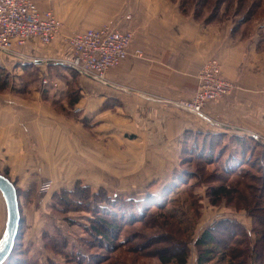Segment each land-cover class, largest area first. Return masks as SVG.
Listing matches in <instances>:
<instances>
[{
	"label": "crops",
	"instance_id": "0c3cea01",
	"mask_svg": "<svg viewBox=\"0 0 264 264\" xmlns=\"http://www.w3.org/2000/svg\"><path fill=\"white\" fill-rule=\"evenodd\" d=\"M34 1L41 10H52L64 24L62 33L50 44L31 38L23 45L14 44L11 52L0 51V66L6 69L35 66L36 62L41 71L54 65L57 69L73 70L65 63L74 55L64 40L65 34L101 28L118 20L133 34L128 57L108 70L105 81L79 73L85 77L81 85L83 102L75 111L83 120L92 121V134L82 135L84 167H103L102 155L116 159L124 151L136 160L150 159L146 175L152 177L150 182H156L172 171L171 155L182 150L186 131L253 135L264 140V44L259 30L246 33L229 22L197 19L184 14L179 1L173 0ZM129 13L132 18L125 20ZM137 49L143 56L135 53ZM212 58L220 61L222 75L236 88L223 98L208 102L204 115L175 105L174 101L193 96L198 72ZM25 108V104H14L8 98L0 102V140L4 142L3 146L0 142V149L10 157L14 153L19 158L26 145L21 136L29 127L20 116ZM36 120L41 124V115ZM70 151L67 148L66 153ZM152 159L155 161L151 165ZM37 170L30 172L35 175L29 176L27 183L40 175L41 168ZM77 179L87 184L107 181L99 173L90 172ZM69 181L66 178L63 183ZM3 220L0 238L6 210L4 219L0 210V226Z\"/></svg>",
	"mask_w": 264,
	"mask_h": 264
},
{
	"label": "rangeland",
	"instance_id": "374dc122",
	"mask_svg": "<svg viewBox=\"0 0 264 264\" xmlns=\"http://www.w3.org/2000/svg\"><path fill=\"white\" fill-rule=\"evenodd\" d=\"M199 1L201 2V0ZM215 4L219 5L217 11H215V7L213 8ZM195 10H200L199 18L208 19L219 24L229 22L231 25L236 26L239 22H242L241 25L239 24L240 31L246 33H251L254 29L260 30L261 25L264 23V0H224L222 2L220 0H207L204 9L197 6ZM210 15H216V17L210 20ZM241 20H244V22ZM35 63H33L35 66L26 65L21 68H10L1 73V82L3 83L0 87V102L8 98L13 100L14 104H25V111L24 109L20 111V116L23 119L22 121L26 119V124L29 127L27 133L21 136L22 139L25 138L26 145L24 151L19 152V158L14 153H12L14 157H10L7 152H2L0 149V172L6 174L20 192L23 219L21 240L27 241L31 238L35 240L39 247L44 248L48 255H52L54 254L51 248L50 239L52 238L45 239L43 231L48 230L53 238H57L58 229L65 228L68 232L74 233V240L77 243L82 241L80 240L81 236L89 237L92 240V245H86L94 255H97L96 261L89 262L86 259L83 262L79 261V264H115L116 259H122L123 264H199L197 262L198 251L195 240L209 225L223 217L233 216L242 220L248 228L252 227L254 224L253 217L250 212L246 211L248 209L241 202L243 197L240 190L244 189L246 191V188L244 186L236 187L235 181L238 179V175L222 176L226 179L225 183H228L233 189L234 199L224 198L219 204H214L210 198V188L220 183L222 178L210 176L221 174L218 172L220 171L218 162L215 159L212 160L213 157H208V159L206 157L197 158L196 152L183 153L181 150L171 155V165L169 166L172 167L173 171V164L176 162L175 164L187 170L189 175L181 179L185 183L177 182L172 187H167L160 198H163L162 200L166 203L164 210L176 218L181 223L183 230L186 231L185 234L189 239L187 252L182 253L174 250L175 247L180 250L182 245L180 242H175V245L172 239H177L178 236L182 239L186 238L182 234H175V225H163L160 224V220L154 222L149 217L146 223L137 222L127 226L121 225L120 239H117L120 245L116 243L115 239L112 241V245L108 247L99 238L96 239L88 235L83 227L90 224L88 216L93 217V213L82 210H89V208L91 210V207L88 206L89 201H87L90 196H87L88 198L85 200L76 194L74 197L77 201L71 197L72 206L70 205L68 209H64L59 205L54 208L53 202L55 203L56 200L53 195L55 190L58 191V188L61 189L68 185H71L73 189L82 185L88 186L83 191L86 192V195L97 193L98 196L104 198L125 196L144 200L142 202H145L150 193L161 191L164 186L168 185V182L172 181L174 173L171 171L170 174H165L156 182H150L149 180L152 177L146 175L150 159L145 160L140 157L136 160V157H127L123 154L124 151L120 152L121 157L116 159L113 157L107 158L105 157L106 154L102 155L101 160L105 164L103 167L97 165L89 168L84 167L82 153L85 145L82 135L84 132L92 134V121L83 120L81 114L75 110L82 106L81 85L82 79L85 77L81 78L80 74H75L70 69H57L58 66L56 67V65L53 66L54 71H52L53 68L49 69L50 66L41 71ZM45 78L48 80V84L43 82ZM66 79L71 81L66 82ZM49 82L52 84H49ZM72 92L74 94L70 95ZM75 97L79 98L77 104L72 102ZM22 115L24 116L22 117ZM39 115H41V124H38L36 120ZM7 120L9 119L7 118ZM11 138L13 139L14 135H11ZM0 142L3 146V140H0ZM67 148L71 149L70 153H66ZM4 153H7L8 156H3ZM258 155L259 149L257 148L249 156L250 164L244 163L239 166L242 167L241 174L247 176L244 181L247 184L249 182L254 187L261 186L258 179H262L263 175L262 170L257 168L259 164ZM153 161L155 160H151V165ZM221 162L219 161V163ZM38 167L41 168L40 175L34 177V182L27 183L25 180L29 176L35 175H31L30 172L38 171ZM160 169L166 170L167 168ZM86 172L99 173L101 179L105 178L107 181L87 184L83 178L80 180L82 183L77 185V181H79L77 178L86 176ZM66 178H70V181L63 183ZM206 178H209L210 181H207ZM75 179L76 182H73ZM45 182L52 185L49 190L42 191L41 186ZM172 188L173 191L170 192ZM79 190L77 191L78 194ZM248 191L251 194L252 192L257 194L260 192L258 189H253L252 186L249 187ZM235 203L238 207H241L240 211H236L238 209L234 206ZM259 204L260 202L258 206L256 205L255 210L257 212L263 210L261 209L262 205ZM78 207L80 209H76ZM124 208L126 207L120 209L129 214L130 208ZM0 210H2L4 219L6 204L1 192ZM149 220L152 222H148ZM79 222L84 225L81 226ZM1 223L0 232L3 229L4 220ZM113 233V237H117L118 232L113 231ZM125 239L127 241H124ZM233 239V236L224 237L221 247L232 248ZM61 240L60 242L63 241ZM80 244L86 246L83 241ZM19 247L15 252V256L20 258V262L23 263L24 256L19 254ZM63 248H65V245L64 247L59 246L57 248L58 253H55V257H52L58 262L66 264L68 260L64 251H62ZM77 250L76 248L75 251ZM220 259L221 255L214 262H218L217 264L227 263V260L220 261ZM41 263L47 264L46 256H43ZM68 264L77 263L70 261Z\"/></svg>",
	"mask_w": 264,
	"mask_h": 264
},
{
	"label": "trees",
	"instance_id": "16d2710c",
	"mask_svg": "<svg viewBox=\"0 0 264 264\" xmlns=\"http://www.w3.org/2000/svg\"><path fill=\"white\" fill-rule=\"evenodd\" d=\"M179 1L181 11L186 15H194L197 19L199 18V11L195 10V7L199 6L200 9H204L207 5V0H174ZM221 2L224 0H220ZM205 2V3H204ZM215 11H217L219 5L215 4ZM193 9V10H192ZM194 11V12H193ZM193 12V13H192ZM201 15V14H200ZM210 20L216 17V15H210ZM207 22H209L208 19ZM244 22V20H241ZM242 22H239L236 25V28H240ZM260 40L264 44V23L261 25L259 30ZM71 70V69H70ZM7 71L6 68L0 66V87L2 75L1 73ZM73 73L79 74L75 70H71ZM75 92V91H74ZM74 94L73 92L70 94ZM73 104H77L79 102V98L75 97L73 99ZM259 149L258 165L257 168L261 169L263 172L262 179H258L260 181L259 186H253L252 184H248L244 181V176L241 174L242 167L241 164H250L249 156L253 154L255 149ZM212 149L214 152L212 153ZM196 152V157L205 158L213 157L215 161L218 162V171L221 174H214V176L210 177H218L222 178L220 183L215 186H211L210 188V198L214 204H219L220 201L224 198H233V189L229 186L228 183H225L223 177L225 175L236 174L238 175V179L236 182V187L244 186L246 191H248L249 187L252 186L253 189H258L260 192L257 194L256 192H252V194L248 191L246 192L244 189L240 190L243 199L241 202L244 204V207L250 212V215L253 217L254 224L251 228L245 225V223L237 217L227 216L222 219L216 221L215 223L209 225L203 232L197 237L195 240V245L197 247L198 255L197 262L199 264H217L218 262H214V260L221 255L222 260H227L226 264H264V140L258 136L253 135H239V134H229V133H220V134H210V133H202V132H194V131H186L184 134V140L182 143V152L193 153ZM243 161V163H241ZM219 161H222L219 163ZM174 174L172 175V181L168 182L169 184L164 186L161 191L150 193L145 202L144 200H137L131 197L125 196H115V198L110 197H101L96 194L86 195V190L88 186H76V188H66L63 187L58 189V191H54V199L53 207L57 208L58 205L63 207L64 209H68V207L72 203L70 198L72 197L74 200L76 199L74 196L77 194L78 197L82 199H87V196H90L87 201L88 206L91 207V210H82L88 213H93V217L88 216L89 225L86 226L84 224H79L81 226L84 225L83 228L88 232V235L92 237L102 240L106 246L110 247L112 245V241L116 239L117 241L120 239V227L121 225H128L131 223L142 222L146 223L147 218L154 220V222H158L160 220V224L166 225H175L176 233L179 235H183L186 238L182 239L180 236L176 239H172V242H180L182 246L179 248L175 247L174 250H178V252L185 253L188 250L189 239L185 230H183L181 223L169 215L165 209L166 203L164 200L160 198V195L164 192L167 187H172L175 183H185L181 181L189 174L187 170L182 169L179 165L175 166L172 171ZM1 173V172H0ZM3 174V173H2ZM6 175V174H4ZM7 176V175H6ZM223 176V177H222ZM8 177V176H7ZM206 180L210 181L209 178ZM224 180V182H223ZM204 181V180H203ZM249 181V179H248ZM82 182L77 181V185ZM15 184V183H14ZM80 187V190H79ZM259 187V188H258ZM17 188V187H16ZM248 188V189H247ZM80 191L79 194L77 191ZM173 191L170 190V192ZM19 202H20V192L17 188ZM100 197V198H99ZM79 198V199H80ZM166 198V197H165ZM164 198V199H165ZM92 199V200H91ZM234 199V198H233ZM109 200V201H108ZM77 201V200H75ZM262 205L260 212H257L256 205ZM90 204V205H89ZM92 204V205H91ZM241 205V204H240ZM239 205V206H240ZM234 206L238 209L236 211H240L241 207L235 203ZM128 207L130 208V213L127 214L125 210L120 208ZM115 208V209H114ZM124 208V209H126ZM76 209H80L79 207ZM112 209V210H111ZM114 209V210H113ZM21 210V205H20ZM71 211V210H67ZM126 213V214H125ZM22 217V212H21ZM70 219V218H69ZM149 220L148 222H150ZM118 222V223H117ZM152 222V221H151ZM74 224V223H72ZM153 224V223H152ZM112 231V232H111ZM113 231H117V237H113ZM23 232V219L21 220L18 236L16 238L15 246L12 254L7 259L5 264H42L41 260L43 256L47 258V264H64L58 262L55 258V253H58V247L65 245V248L62 249L65 255L67 256V263L70 261H75L79 264V261L83 262V260L88 259L90 261H96L97 255H94L90 251V248L87 247L92 245V240L86 238L85 236H81L80 240H82L86 246L77 243L74 239V233L71 231H67L65 228L58 229V237L53 238V235L49 233L48 230L43 231V236L45 239L52 238L51 240V248L54 251V254L48 255L44 248L38 246L35 240L29 238L27 241H23L20 239V236ZM233 236L234 243L232 244V248H222L221 244L224 241V237ZM20 239V240H19ZM63 241H62V240ZM118 239V240H117ZM60 240L62 242H60ZM124 241H127L125 239ZM122 241V242H124ZM169 241V239H168ZM121 242V241H120ZM48 244V243H47ZM46 244V246H47ZM80 244V245H79ZM119 244V243H118ZM114 245V244H113ZM120 245V244H119ZM176 245V244H175ZM20 246V247H19ZM20 248V255L24 256L22 260L23 263L20 262V258L15 256L16 250ZM76 248L78 249L77 251ZM53 256V257H52ZM94 259V260H93ZM78 261V262H77ZM93 263V262H92ZM115 264H123L122 259H116Z\"/></svg>",
	"mask_w": 264,
	"mask_h": 264
},
{
	"label": "built area",
	"instance_id": "2783aa9c",
	"mask_svg": "<svg viewBox=\"0 0 264 264\" xmlns=\"http://www.w3.org/2000/svg\"><path fill=\"white\" fill-rule=\"evenodd\" d=\"M132 14H126L130 20ZM63 24L52 10H41L34 0H0V51H13L14 44L23 45L31 38H38L46 45L62 33ZM133 34L125 29L123 21L65 34L64 40L73 49V58L67 62L73 70L96 80H106L109 69L128 57ZM135 53L143 56L141 50ZM198 87L191 98L173 103L197 115H204V107L210 101L231 93L235 84L222 75V65L216 58L209 59L198 72ZM44 83H48L45 78ZM80 108H77L79 111ZM51 183L42 184L47 191Z\"/></svg>",
	"mask_w": 264,
	"mask_h": 264
},
{
	"label": "water",
	"instance_id": "95a60500",
	"mask_svg": "<svg viewBox=\"0 0 264 264\" xmlns=\"http://www.w3.org/2000/svg\"><path fill=\"white\" fill-rule=\"evenodd\" d=\"M0 192L7 211L5 229L0 238V264H5L13 252L22 217L16 185L2 173H0Z\"/></svg>",
	"mask_w": 264,
	"mask_h": 264
}]
</instances>
